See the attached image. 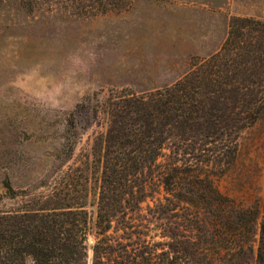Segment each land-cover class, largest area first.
Listing matches in <instances>:
<instances>
[{
  "label": "rangeland",
  "instance_id": "1",
  "mask_svg": "<svg viewBox=\"0 0 264 264\" xmlns=\"http://www.w3.org/2000/svg\"><path fill=\"white\" fill-rule=\"evenodd\" d=\"M233 18L264 23V0H0V215L82 210L84 264H264V105L231 93L141 175H102L122 110L208 60Z\"/></svg>",
  "mask_w": 264,
  "mask_h": 264
},
{
  "label": "trees",
  "instance_id": "2",
  "mask_svg": "<svg viewBox=\"0 0 264 264\" xmlns=\"http://www.w3.org/2000/svg\"><path fill=\"white\" fill-rule=\"evenodd\" d=\"M193 67L173 86L146 98L134 99L127 109L122 110L124 140L106 146L102 172L105 183H111L116 178L127 180L128 176L141 175L146 165L149 164V167L156 162L170 129L179 128L184 133L196 125L208 124L207 120H214V106L220 100L231 101V93L237 94L238 111L244 103H250L254 110L257 104L260 107L264 105V23L233 18L220 49L208 60L193 64ZM248 90L256 92L245 100L248 96L243 98L240 93L245 95L243 92ZM253 115H246L244 120H252ZM112 134L113 130L111 137ZM111 195L114 197V192ZM110 206L107 210L103 205L98 206L99 214H105L104 220L108 225L109 213L118 211L116 206ZM71 210L59 213H2L0 258L5 261L2 264H25L26 258H31L33 264H84L85 217L82 210L78 215L75 214L77 211ZM66 215L79 216L80 220L68 221ZM100 226L101 223L97 222L99 234H103L106 227L100 229ZM100 241L93 247L96 262L99 252L103 254L105 251ZM258 256L259 262H264V236H261ZM130 264L135 263L131 261Z\"/></svg>",
  "mask_w": 264,
  "mask_h": 264
}]
</instances>
